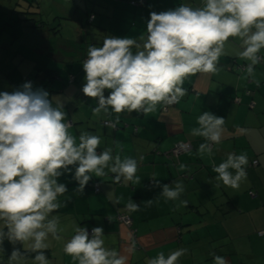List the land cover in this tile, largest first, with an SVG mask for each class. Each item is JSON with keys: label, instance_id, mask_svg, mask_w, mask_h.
I'll list each match as a JSON object with an SVG mask.
<instances>
[{"label": "crops", "instance_id": "crops-1", "mask_svg": "<svg viewBox=\"0 0 264 264\" xmlns=\"http://www.w3.org/2000/svg\"><path fill=\"white\" fill-rule=\"evenodd\" d=\"M179 4L199 7L201 0H147L142 7L128 0H0V91L12 92L32 82L49 92L53 106L63 105L65 121H72L68 131L77 142L80 133L87 132L100 137L98 153L111 149L113 157L138 161V183L117 181L105 168L103 177L92 173L83 192L77 193L78 183L68 174L59 178L68 189L59 200L67 199V206L52 214L59 217L61 238L49 235L46 241L51 264H77L63 249L81 226H102L106 246L122 254L134 242L128 264H148L158 253L167 256L180 248L187 251L178 264H212L213 252L229 264H264V63L256 66L254 78L241 79L247 62L237 55L238 38L225 43L217 73L189 76L179 103L158 104L151 113L117 114L109 109L95 114L98 101L81 91L86 82L82 63L90 47H100L106 36H127L140 46L132 51L141 50L150 13ZM15 7L19 19L29 12L31 18L46 16L65 24L56 30L44 23L8 27L1 18ZM83 42L86 47L79 49ZM203 111L225 118L222 141L213 147L211 158H201L198 148L204 138L191 134ZM105 119L117 127L103 124ZM179 144L187 148L178 155L169 153ZM228 153L248 156L247 179L238 189L224 186L213 171V162L218 165ZM176 181L184 186L179 199L159 195L163 185L173 182L174 187ZM96 183L98 192L93 189ZM130 201L140 210L128 211ZM119 214L131 218L130 227L118 220ZM33 256L25 257L24 264H32ZM0 258L7 264L1 248Z\"/></svg>", "mask_w": 264, "mask_h": 264}, {"label": "clouds", "instance_id": "clouds-1", "mask_svg": "<svg viewBox=\"0 0 264 264\" xmlns=\"http://www.w3.org/2000/svg\"><path fill=\"white\" fill-rule=\"evenodd\" d=\"M146 33L141 36L142 49L136 52L132 47L140 46L127 36H106L100 47L88 49L81 91L98 101L95 114L109 109L117 114H147L158 104L179 103L186 94L182 87L186 78L218 72L230 37L240 40L237 55L247 62L241 79L254 78L256 66L264 63V0H201L199 7L179 4L153 11ZM254 82L260 86V80ZM62 108L53 106L49 92L34 88L30 81L12 92L0 91V246L5 240L14 246L7 264H24L28 252L35 254L32 264H51L45 255L46 241L49 235L61 238L59 217L52 214L67 206V199L59 200L68 192L67 185L58 182L62 175L78 183L77 193L83 192L92 173L103 177L105 168L117 181L139 182L136 159L113 157L111 149L98 153L100 137L87 132H81L77 142L68 131L70 122H65ZM197 122L199 127L191 134L205 141L198 154L211 158L213 147L222 141L225 118L203 111ZM248 163L247 154L228 153L218 165L213 162V171L224 186L238 189L247 179ZM172 184L162 186L159 195L166 200H177L184 192L181 182ZM126 208L140 210L133 201ZM17 244L26 247L21 250ZM63 250L77 264H128L129 254L136 249L134 242L124 254L106 246L104 229L97 226L91 234L77 227ZM186 251L180 248L167 256L160 252L148 264H178ZM210 255L212 264H229L224 256ZM0 264H5L3 258Z\"/></svg>", "mask_w": 264, "mask_h": 264}, {"label": "trees", "instance_id": "trees-1", "mask_svg": "<svg viewBox=\"0 0 264 264\" xmlns=\"http://www.w3.org/2000/svg\"><path fill=\"white\" fill-rule=\"evenodd\" d=\"M128 3L130 5H132V6H134V7H142V6H144L147 3V0H128ZM16 9L17 8L15 7L14 9H12L10 14L4 16L5 18H1L4 23H7L8 27L13 28V27L16 26V28H17L19 26L20 22H21L22 24L26 25L27 27H32L33 28V27H37V26L41 25V23H44L45 27L50 26V29L56 30V28L60 29L61 26H59V25H61V24L64 25L65 24V23L63 24L62 22H60V20H58V19L54 20V19H51V17H46V16H43V17L40 16L41 17L40 19H34V18H31L32 16L29 15V12L27 13V16H25L26 14H23V17L21 19H19L17 17L18 14L16 15V13L13 12V10H16ZM24 12H26V11H23V13ZM2 15H4V14H2ZM85 47H86V45L83 42L82 43V47L80 45L79 49H82V48H85ZM86 58H87V55L84 57V59H86ZM70 78H71V80H73V76L70 77ZM105 121H108L110 123V124H105V125H109L112 128H114V129L117 127V124H116L115 121H111V120L105 119V120H103V124H104ZM251 164H252V162H251ZM95 185L98 186L97 183L94 184L93 185V189L95 188ZM95 192H98V191H95ZM81 227H85V226H81ZM85 228H89V227H85ZM15 247H21V250H23V248H24L23 245H20V244H17ZM0 248L3 251V253L6 256L9 257V255L11 254V251L13 250L14 246L10 242L5 240L4 244L2 246H0ZM30 255H35V254L31 253V252H28V253H26L25 257H29Z\"/></svg>", "mask_w": 264, "mask_h": 264}, {"label": "built area", "instance_id": "built-area-1", "mask_svg": "<svg viewBox=\"0 0 264 264\" xmlns=\"http://www.w3.org/2000/svg\"><path fill=\"white\" fill-rule=\"evenodd\" d=\"M70 122V125L72 124L71 120H67L66 123ZM104 124H110L108 121H105ZM187 147L185 146V144H179L177 145L175 148H173L169 153L174 154V155H178L179 153H181L182 151H184ZM257 161L253 160L252 164L256 165ZM95 191H99V187L97 185H95ZM252 195L254 194V192H250ZM118 220L122 223H124L126 226L130 227L131 226V218L126 215V214H119L118 215ZM87 230L89 231V233L91 234V228H87ZM263 231L259 232V234H261Z\"/></svg>", "mask_w": 264, "mask_h": 264}]
</instances>
